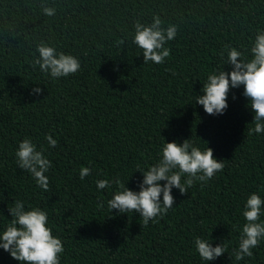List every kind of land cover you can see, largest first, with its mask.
<instances>
[{
  "label": "trees",
  "instance_id": "1",
  "mask_svg": "<svg viewBox=\"0 0 264 264\" xmlns=\"http://www.w3.org/2000/svg\"><path fill=\"white\" fill-rule=\"evenodd\" d=\"M42 3L56 15L46 16ZM157 15L178 34L165 44L164 63L144 64L135 24ZM260 31L264 0H0V235L12 219L8 207L20 200L26 210L47 211L65 248L61 264H264V240L250 258L228 256L239 245L247 199H264V133L249 134L254 112L243 86L229 92L223 115L195 104L209 74L231 72L228 46L250 59ZM42 41L78 58L80 71L52 79L33 68ZM25 138L52 163L48 191L17 165ZM190 139L213 149L223 171L187 194L174 187L173 208L148 225L138 213L111 212L117 178L139 191L140 172L161 159L166 143ZM82 167L91 169L84 180ZM103 179L111 187L98 189ZM197 237L214 247L230 240L229 251L203 261ZM0 264L20 262L0 248Z\"/></svg>",
  "mask_w": 264,
  "mask_h": 264
},
{
  "label": "clouds",
  "instance_id": "2",
  "mask_svg": "<svg viewBox=\"0 0 264 264\" xmlns=\"http://www.w3.org/2000/svg\"><path fill=\"white\" fill-rule=\"evenodd\" d=\"M41 9L48 17L56 15V9L46 3L41 4ZM177 34L176 26L163 27V21L157 15L153 17L150 25L136 22L133 43L142 50L144 64H162L171 54V49L166 48L165 44L174 40ZM123 43V40L117 42L118 45ZM37 51L39 58L34 57L33 68L39 66V70L52 79L75 75L81 69L78 58L58 52L56 47L43 41L38 44ZM250 51L249 59L241 51L228 46L227 65L231 66V72L223 69L209 74L207 81L203 83L202 94L196 96L195 104L202 105L209 115H223L229 106V92L243 86V95L250 101L248 107L254 112V127L249 130L251 135L264 133V31L257 34ZM223 55L222 52V58ZM43 91L40 87L33 89L34 94H42ZM46 139L50 147L58 146V141L51 135ZM191 140H185L182 144L166 143L162 157L156 164L146 171H137L143 175L139 191L130 190L117 178L115 184L119 190L108 200L111 212L117 210L120 214L138 213L144 225H148L149 221L156 222L157 217L162 218L173 208L174 187L179 189L181 194H187V189L192 187L195 181L207 183L218 172H222L224 161L214 157L213 149L207 146L201 150L194 146ZM16 162L20 169L31 175L39 188L49 190L50 180L46 173L52 163L43 151L37 149L32 139L25 138L19 144ZM90 174V168L82 167L79 177L84 180ZM182 177H187L183 183ZM111 184L108 179L97 181V187L101 190L111 187ZM13 205L8 207L12 219L0 235V248L20 264H61L65 248L61 238L53 235L47 211L39 207L26 210L24 202L20 200H15ZM100 207L102 208L103 204ZM261 216H264V199L253 193L246 201L243 211L246 223L242 228L238 247L233 248L231 255H228L230 259L241 261L254 255L253 249L264 240V221H261ZM230 243V240H225L214 247L208 240L200 237L195 239L196 251L203 261L208 262L227 254Z\"/></svg>",
  "mask_w": 264,
  "mask_h": 264
}]
</instances>
